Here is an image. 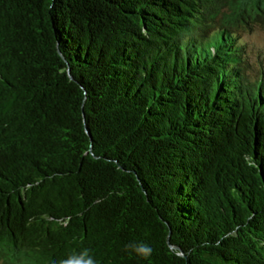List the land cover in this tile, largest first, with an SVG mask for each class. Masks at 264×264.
Wrapping results in <instances>:
<instances>
[{
	"label": "trees",
	"instance_id": "trees-1",
	"mask_svg": "<svg viewBox=\"0 0 264 264\" xmlns=\"http://www.w3.org/2000/svg\"><path fill=\"white\" fill-rule=\"evenodd\" d=\"M255 26L264 0H0V264H264Z\"/></svg>",
	"mask_w": 264,
	"mask_h": 264
},
{
	"label": "rangeland",
	"instance_id": "rangeland-1",
	"mask_svg": "<svg viewBox=\"0 0 264 264\" xmlns=\"http://www.w3.org/2000/svg\"><path fill=\"white\" fill-rule=\"evenodd\" d=\"M242 39L247 45V60L256 71H264V28L261 26L244 29L240 32Z\"/></svg>",
	"mask_w": 264,
	"mask_h": 264
},
{
	"label": "clouds",
	"instance_id": "clouds-1",
	"mask_svg": "<svg viewBox=\"0 0 264 264\" xmlns=\"http://www.w3.org/2000/svg\"><path fill=\"white\" fill-rule=\"evenodd\" d=\"M125 249L135 252L143 259H149L152 255L151 246L143 242H130L125 245ZM60 264H64V261H61ZM75 264H97V261L89 250L84 249L78 254Z\"/></svg>",
	"mask_w": 264,
	"mask_h": 264
}]
</instances>
